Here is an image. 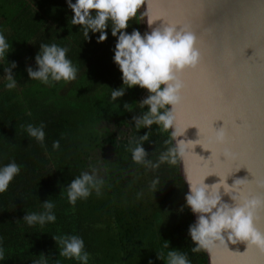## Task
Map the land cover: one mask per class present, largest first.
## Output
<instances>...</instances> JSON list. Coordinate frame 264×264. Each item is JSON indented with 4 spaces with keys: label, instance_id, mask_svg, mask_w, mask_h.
I'll list each match as a JSON object with an SVG mask.
<instances>
[{
    "label": "trees",
    "instance_id": "1",
    "mask_svg": "<svg viewBox=\"0 0 264 264\" xmlns=\"http://www.w3.org/2000/svg\"><path fill=\"white\" fill-rule=\"evenodd\" d=\"M72 15L66 0H0V31L10 44V53L0 60V75L7 60L18 64L15 89H7L0 78V166L12 161L21 166L7 191L0 193V264L42 259L47 264H80L59 255L53 236L64 234L84 240L89 264H167L171 250L185 254L191 264H208L206 249L192 252L188 227L194 214L186 207L178 211L188 192L181 160L156 170L132 160L130 148L135 145L130 140L148 133L143 147L157 162L172 146L166 143L171 130L156 124L137 128L132 122L147 110L137 104L148 95L146 89L128 88L112 101V89L123 86L112 60L116 40L109 29L103 43L96 42L99 33H90L91 41H85L83 27L71 24ZM140 23L138 12L127 31L140 30ZM42 43L69 47L67 57L79 69L75 81L49 86L28 77L26 67L35 68ZM125 103L131 105L129 110ZM41 123L46 125L44 146L26 131L28 124ZM57 140L60 148L55 150ZM92 168L105 181L100 195L93 190L87 199L69 203L67 185ZM156 177L160 183L151 189ZM45 200L55 205L56 221L27 225L23 216L43 211Z\"/></svg>",
    "mask_w": 264,
    "mask_h": 264
},
{
    "label": "clouds",
    "instance_id": "2",
    "mask_svg": "<svg viewBox=\"0 0 264 264\" xmlns=\"http://www.w3.org/2000/svg\"><path fill=\"white\" fill-rule=\"evenodd\" d=\"M145 0H66L68 9L71 10V24L83 27L85 41H91L90 33H99L96 42L103 43L108 39V30L115 38V46L112 49L113 62L121 72L123 86L111 91V99L116 102L125 95L126 89L139 86L146 89L148 95L138 101L140 109L147 107L141 115L133 116L132 122L137 128H150L153 124L159 125L162 130H171V138L166 143L172 146L160 154L157 162L148 158L149 153L143 147L148 140V133L133 138L130 144L132 160L143 165L147 169L156 170L161 164L167 162L175 165L178 159L183 160L192 152L194 143L191 140L178 139L185 135L186 129L182 128L177 121V109L183 103L184 82L181 73L187 68H196L201 61V53L196 46V36L187 28L177 25L152 28L156 20L152 17H144L151 31L141 33L138 28L131 26L130 21L137 17ZM143 15V13H141ZM111 22V23H109ZM10 44L6 36L0 31V60L10 53ZM69 47L60 46L56 43L39 44V51L34 57L35 68L31 65L26 67L28 77L52 86L54 82L75 81L79 72L72 60L67 57ZM17 62L7 60L3 67V75L0 78L6 80V88L11 90L17 87L14 69ZM163 85V87H162ZM130 104L125 103L124 108L130 109ZM171 106V107H168ZM44 123L38 126L28 124V135L35 138L42 146L45 141ZM197 143V141H196ZM228 143V134L222 128L216 130L209 137V147L205 148L213 152L212 146L224 149L223 155L228 156L230 148L225 147ZM53 149L60 148V142L54 141ZM21 171V166L15 161L0 166V193L9 188L10 182ZM237 180L229 186L225 181L208 185L202 182H194L189 177L188 192L184 195L185 204L178 211L183 212L189 208L195 215V222L188 227V237L193 241V253L201 249H208L214 242L224 243L226 240L232 244L247 242V245H255L264 248V234L254 227L256 210L264 206V199L249 197L243 194ZM104 179L99 175L97 168L91 172H82L67 185V197L69 203L75 205L79 199H87L93 192L100 195L104 185ZM160 183L159 177L152 180L150 188L156 189ZM221 188L230 195L232 204L224 202L221 196ZM43 211L27 213L22 220L29 226L54 223L57 219L53 209L55 205L45 200L41 202ZM56 245L59 246V255L67 259H75L80 264H89L90 253L85 250L84 240L78 235L53 236ZM168 247V245H165ZM43 255V253H41ZM4 257V249L0 246V259ZM167 264H191L188 257L175 250L167 253ZM161 260L162 256L157 255ZM33 264H47L46 259L34 261ZM148 264H154L149 260Z\"/></svg>",
    "mask_w": 264,
    "mask_h": 264
},
{
    "label": "water",
    "instance_id": "3",
    "mask_svg": "<svg viewBox=\"0 0 264 264\" xmlns=\"http://www.w3.org/2000/svg\"><path fill=\"white\" fill-rule=\"evenodd\" d=\"M167 3L171 18L178 27L187 28L196 36V46L201 53V61L196 68H187L181 73L188 98L207 101L213 99L220 107L227 109L229 115L240 118V126L229 131L225 147L238 151L245 158L246 168L228 175L226 167L214 168L216 174L204 178V183L214 185L220 180L229 186L237 180L244 195L264 199V0H145L144 17H152L154 10L146 5ZM166 26L163 19L157 20L152 28ZM146 19L141 29L151 31ZM252 47L245 51L241 49ZM171 107V106H169ZM181 106L177 109L178 110ZM239 123V121H237ZM216 130L224 128V121L213 124ZM194 143L192 152L181 160L180 170L187 183L189 177L200 182L204 171L215 166L210 160L213 152L196 143L200 139L195 126L186 129L179 137ZM207 142V134L201 137ZM210 146V145H209ZM213 150L223 148L212 146ZM224 150V149H223ZM223 163L227 157L219 155ZM187 190L188 184H187ZM224 202L232 204L230 195L220 190ZM254 227L264 234V206L256 210ZM194 215V222H195ZM208 264H264V248L247 245V242H214L206 249Z\"/></svg>",
    "mask_w": 264,
    "mask_h": 264
},
{
    "label": "snow or ice",
    "instance_id": "4",
    "mask_svg": "<svg viewBox=\"0 0 264 264\" xmlns=\"http://www.w3.org/2000/svg\"><path fill=\"white\" fill-rule=\"evenodd\" d=\"M174 6L167 3H157L155 5H146V8H152L154 14L152 18L154 20L163 19L166 26L177 25L179 23L174 21L170 15V9ZM252 47L242 48L241 55L245 58V51ZM253 49V48H252ZM255 51L253 49V55L246 59L254 58ZM183 103L181 108L178 110L177 121L180 126L184 129L195 126L199 129L200 139L197 143L201 144L203 147H209V137L214 135L216 129L213 127V124L218 120L224 121V131L227 132L229 137V131L234 130L240 126V118L235 115H229L227 109L220 107L218 102L213 99H208L207 101L196 99H189L187 91H183ZM239 121V123L237 122ZM207 134V142L201 139L202 136ZM223 149L216 151L213 150L211 161L215 162V166L204 171L203 174L199 177V181L202 182L204 178L208 175L216 174L220 176L218 171L213 170L214 168L226 167L228 169V175H231L241 168H246L250 173L249 166L245 158L238 151L231 150L230 154L227 156V159L221 163L218 159L219 155L223 153ZM251 174V173H250ZM221 177V176H220ZM247 179H243L244 181ZM249 181V180H247Z\"/></svg>",
    "mask_w": 264,
    "mask_h": 264
},
{
    "label": "rangeland",
    "instance_id": "5",
    "mask_svg": "<svg viewBox=\"0 0 264 264\" xmlns=\"http://www.w3.org/2000/svg\"><path fill=\"white\" fill-rule=\"evenodd\" d=\"M141 13H143V15H142ZM139 14H140L141 23H142V21H143V19H144L143 5L141 6V9H140V11H139ZM141 23H140V24H141ZM140 31H141V33L145 32V29H143V30L141 29V25H140Z\"/></svg>",
    "mask_w": 264,
    "mask_h": 264
}]
</instances>
